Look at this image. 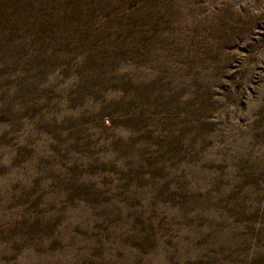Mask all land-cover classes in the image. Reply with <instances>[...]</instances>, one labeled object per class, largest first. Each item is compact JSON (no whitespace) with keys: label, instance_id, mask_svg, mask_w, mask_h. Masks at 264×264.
<instances>
[{"label":"rangeland","instance_id":"obj_1","mask_svg":"<svg viewBox=\"0 0 264 264\" xmlns=\"http://www.w3.org/2000/svg\"><path fill=\"white\" fill-rule=\"evenodd\" d=\"M0 264H264V0H0Z\"/></svg>","mask_w":264,"mask_h":264}]
</instances>
